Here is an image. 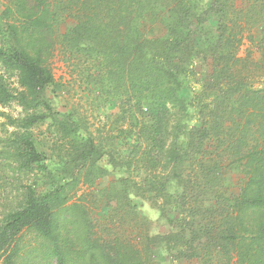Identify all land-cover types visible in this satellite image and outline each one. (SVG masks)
<instances>
[{
    "label": "trees",
    "instance_id": "1",
    "mask_svg": "<svg viewBox=\"0 0 264 264\" xmlns=\"http://www.w3.org/2000/svg\"><path fill=\"white\" fill-rule=\"evenodd\" d=\"M56 2L7 0L0 12V68L17 83L0 75V108L14 103L23 113L0 112L14 129L5 151L21 171L43 167L30 129L45 122L57 141L78 147L69 159L56 155L64 183L43 193L24 186L19 206L0 218V264H151L158 248L176 261L264 264V0H105L106 23L81 20L62 37L68 10ZM145 19L162 33H144ZM249 24L260 32L256 62L238 56L234 28ZM59 41L106 66L107 82L132 102L133 144L107 156L121 176L111 193L123 211L133 197L156 203L169 227L145 236L141 249L120 235L94 236L85 210L70 203L101 155L91 138L78 143L77 121L42 96L54 85L48 61ZM226 170L243 176L229 198Z\"/></svg>",
    "mask_w": 264,
    "mask_h": 264
},
{
    "label": "rangeland",
    "instance_id": "2",
    "mask_svg": "<svg viewBox=\"0 0 264 264\" xmlns=\"http://www.w3.org/2000/svg\"><path fill=\"white\" fill-rule=\"evenodd\" d=\"M6 1L0 0V12ZM56 1L52 0L53 4H56ZM61 1L68 10L59 21L57 31L61 37L81 20L84 22L91 20L93 25L106 23L103 19L106 16L105 0L97 3L96 0ZM207 2L209 3V0ZM117 8L118 6L113 5V17ZM119 14L120 10L114 18ZM149 17L148 15L147 18ZM142 25L144 26L142 31L149 32L147 34L149 36L162 33L160 25H156L155 31H152L151 23L147 19ZM234 31L241 39L238 56L249 55L253 62L259 60L256 44L260 32L257 27L252 24L237 26ZM48 66L54 77V85L43 91V98L49 102L54 112L68 115L77 121L78 131L73 138L78 143L91 138L101 155L95 166L86 168L78 183L69 191L70 203H76L85 210L93 226L94 236L102 239L120 235L125 241L132 242L141 249L146 243L145 236L167 234L169 227L160 217L159 205L145 198L133 197L131 202L135 207L130 211H123L116 209L119 197L111 193L110 187L121 176L110 167L107 156L113 152L119 153L125 144H133L130 131L133 130V118L136 115H133V109H130L132 102L128 98L120 99L117 89L113 88L115 84L107 82L106 66L100 68L93 58L66 48L61 41L54 46ZM0 75L4 76L10 88L17 89L15 77L5 75L1 68ZM100 78H103L101 82ZM0 112H5L13 118L23 115L21 108L14 103L5 109L0 108ZM48 127L49 122H45L30 129L37 150L44 156L41 164L43 167L21 171L4 149V140L14 129L6 126L4 119L0 118V218L19 206L24 186H32L37 193H43L66 181L65 175L60 174L59 165L64 162L63 157L69 159L78 147L72 144L74 141L70 138L64 139L63 142L57 141V137L47 131ZM58 154H62L63 157L56 156ZM222 179L225 196L227 198L231 195L236 196L242 185V174L226 170ZM111 196L114 198L112 197L111 202L107 204ZM212 205L211 200L206 203L207 207ZM153 256L155 259L151 264H196L186 259L176 261L173 256L167 257L159 248L153 251Z\"/></svg>",
    "mask_w": 264,
    "mask_h": 264
}]
</instances>
